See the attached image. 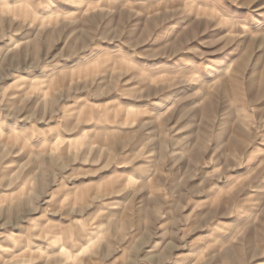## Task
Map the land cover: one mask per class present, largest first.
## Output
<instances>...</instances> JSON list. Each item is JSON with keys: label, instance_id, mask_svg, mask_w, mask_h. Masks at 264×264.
Segmentation results:
<instances>
[{"label": "rangeland", "instance_id": "obj_1", "mask_svg": "<svg viewBox=\"0 0 264 264\" xmlns=\"http://www.w3.org/2000/svg\"><path fill=\"white\" fill-rule=\"evenodd\" d=\"M0 264H264V0H0Z\"/></svg>", "mask_w": 264, "mask_h": 264}]
</instances>
